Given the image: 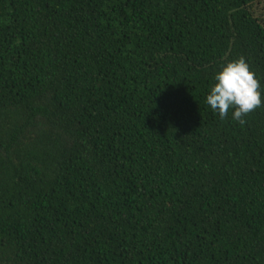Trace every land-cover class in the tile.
Listing matches in <instances>:
<instances>
[{"label": "trees", "instance_id": "trees-1", "mask_svg": "<svg viewBox=\"0 0 264 264\" xmlns=\"http://www.w3.org/2000/svg\"><path fill=\"white\" fill-rule=\"evenodd\" d=\"M260 1L0 0V264H264Z\"/></svg>", "mask_w": 264, "mask_h": 264}, {"label": "clouds", "instance_id": "clouds-1", "mask_svg": "<svg viewBox=\"0 0 264 264\" xmlns=\"http://www.w3.org/2000/svg\"><path fill=\"white\" fill-rule=\"evenodd\" d=\"M213 81L205 103L221 119L231 110L232 118L243 125V118L264 104V89L243 58L222 65Z\"/></svg>", "mask_w": 264, "mask_h": 264}, {"label": "rangeland", "instance_id": "rangeland-1", "mask_svg": "<svg viewBox=\"0 0 264 264\" xmlns=\"http://www.w3.org/2000/svg\"><path fill=\"white\" fill-rule=\"evenodd\" d=\"M251 13L255 19H257L264 27V0L254 3L251 6Z\"/></svg>", "mask_w": 264, "mask_h": 264}]
</instances>
